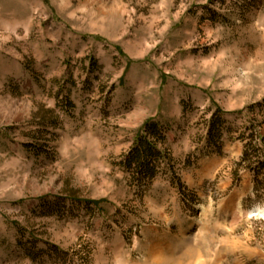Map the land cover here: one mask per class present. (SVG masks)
<instances>
[{
    "label": "rangeland",
    "instance_id": "374dc122",
    "mask_svg": "<svg viewBox=\"0 0 264 264\" xmlns=\"http://www.w3.org/2000/svg\"><path fill=\"white\" fill-rule=\"evenodd\" d=\"M147 122L174 176L124 168ZM251 133L264 0H0V264H264Z\"/></svg>",
    "mask_w": 264,
    "mask_h": 264
},
{
    "label": "trees",
    "instance_id": "16d2710c",
    "mask_svg": "<svg viewBox=\"0 0 264 264\" xmlns=\"http://www.w3.org/2000/svg\"><path fill=\"white\" fill-rule=\"evenodd\" d=\"M68 107L73 108V103L67 101ZM220 111L214 116V119L209 128L207 139V147L212 148L216 142L222 139L220 135V126L222 119L219 117ZM166 132L159 127L158 124L147 122L126 159L124 168L131 172L132 175L139 181H150L156 178L161 172H172L169 167L170 159L163 150L166 142ZM217 138H219L217 140ZM246 143L240 166H245L256 177L264 171V140L257 133H251L242 138ZM163 166L164 169H163ZM166 168V169H165ZM174 176L173 173H171Z\"/></svg>",
    "mask_w": 264,
    "mask_h": 264
},
{
    "label": "bare ground",
    "instance_id": "6f19581e",
    "mask_svg": "<svg viewBox=\"0 0 264 264\" xmlns=\"http://www.w3.org/2000/svg\"><path fill=\"white\" fill-rule=\"evenodd\" d=\"M234 249L236 250V247ZM165 253V250L159 244H156L150 252V258L154 262H161V260L165 257Z\"/></svg>",
    "mask_w": 264,
    "mask_h": 264
}]
</instances>
